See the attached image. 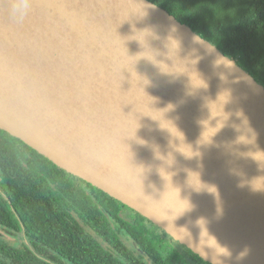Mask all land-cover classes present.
Listing matches in <instances>:
<instances>
[{"label": "water", "instance_id": "water-1", "mask_svg": "<svg viewBox=\"0 0 264 264\" xmlns=\"http://www.w3.org/2000/svg\"><path fill=\"white\" fill-rule=\"evenodd\" d=\"M0 130L210 264H264V86L149 0H0Z\"/></svg>", "mask_w": 264, "mask_h": 264}, {"label": "trees", "instance_id": "trees-1", "mask_svg": "<svg viewBox=\"0 0 264 264\" xmlns=\"http://www.w3.org/2000/svg\"><path fill=\"white\" fill-rule=\"evenodd\" d=\"M149 1L189 26L264 86V0ZM81 182L116 201L0 130V227L23 240L19 248L0 240V264H50V249L59 241L53 234L57 228L69 231L68 201L88 210L87 216L91 213V197L75 188ZM68 234L69 247L61 245L60 250L75 259L73 244H80L82 237L72 239L74 234Z\"/></svg>", "mask_w": 264, "mask_h": 264}, {"label": "flooded vegetation", "instance_id": "flooded-vegetation-1", "mask_svg": "<svg viewBox=\"0 0 264 264\" xmlns=\"http://www.w3.org/2000/svg\"><path fill=\"white\" fill-rule=\"evenodd\" d=\"M75 188L91 197V213L87 216L88 210L68 201L69 231L57 228L53 234L59 241L53 242L50 249V264H210L122 203L86 184ZM69 232L74 234L72 239L82 237L80 244H73L75 259L60 250L61 245L69 247Z\"/></svg>", "mask_w": 264, "mask_h": 264}, {"label": "rangeland", "instance_id": "rangeland-1", "mask_svg": "<svg viewBox=\"0 0 264 264\" xmlns=\"http://www.w3.org/2000/svg\"><path fill=\"white\" fill-rule=\"evenodd\" d=\"M82 184V182H81ZM84 185V184H82ZM9 231L6 229L0 227V240L7 243L10 247L15 248V247H21V242L23 241L22 239L14 236L13 234H9Z\"/></svg>", "mask_w": 264, "mask_h": 264}]
</instances>
